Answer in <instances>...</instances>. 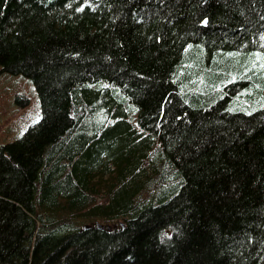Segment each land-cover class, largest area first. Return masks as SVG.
<instances>
[{
	"label": "trees",
	"instance_id": "16d2710c",
	"mask_svg": "<svg viewBox=\"0 0 264 264\" xmlns=\"http://www.w3.org/2000/svg\"><path fill=\"white\" fill-rule=\"evenodd\" d=\"M258 54L264 0H0L42 104L0 145V264H264Z\"/></svg>",
	"mask_w": 264,
	"mask_h": 264
},
{
	"label": "rangeland",
	"instance_id": "374dc122",
	"mask_svg": "<svg viewBox=\"0 0 264 264\" xmlns=\"http://www.w3.org/2000/svg\"><path fill=\"white\" fill-rule=\"evenodd\" d=\"M257 57L254 72L264 73V56L258 54ZM239 87L237 94H244L240 100L254 108L255 96L248 92L251 89L246 84ZM191 91L194 93L193 89ZM41 115L42 104L33 79L4 72L0 65V145L21 137Z\"/></svg>",
	"mask_w": 264,
	"mask_h": 264
}]
</instances>
